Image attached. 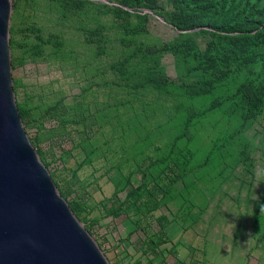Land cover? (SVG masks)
I'll list each match as a JSON object with an SVG mask.
<instances>
[{
	"label": "rangeland",
	"instance_id": "374dc122",
	"mask_svg": "<svg viewBox=\"0 0 264 264\" xmlns=\"http://www.w3.org/2000/svg\"><path fill=\"white\" fill-rule=\"evenodd\" d=\"M9 2L21 123L108 264H264V57L212 0Z\"/></svg>",
	"mask_w": 264,
	"mask_h": 264
},
{
	"label": "water",
	"instance_id": "95a60500",
	"mask_svg": "<svg viewBox=\"0 0 264 264\" xmlns=\"http://www.w3.org/2000/svg\"><path fill=\"white\" fill-rule=\"evenodd\" d=\"M9 12V0H0V264H108L21 123L11 86Z\"/></svg>",
	"mask_w": 264,
	"mask_h": 264
},
{
	"label": "trees",
	"instance_id": "16d2710c",
	"mask_svg": "<svg viewBox=\"0 0 264 264\" xmlns=\"http://www.w3.org/2000/svg\"><path fill=\"white\" fill-rule=\"evenodd\" d=\"M240 1L212 0L211 6L208 8L210 10V14L207 15L213 20L210 34L217 30V24L220 21L225 22V25L228 26V32L239 31L240 35L238 37H245L244 39L247 41V47L242 50L236 47L228 49L227 46H224L223 50L225 51V55L229 57L230 53L237 55V57H239L238 59L240 61V65L244 64L245 66H252L256 63V61H259V58L261 59L264 57V15L259 18V14L264 13V0H243L245 3L244 9H241ZM180 4V2L176 3L178 10ZM173 14H175V16L170 20V22L174 24V21L177 19V14L176 12ZM205 15L206 14H202L200 19L205 18ZM203 31L207 32L208 30L203 29ZM252 31H255L254 34H251ZM233 37L236 36L230 35V38ZM226 90L228 89L226 88ZM230 91L231 88H229V91L227 92ZM229 95L232 97L233 101L238 100V95ZM254 100L255 97L253 95L249 97L250 102H253Z\"/></svg>",
	"mask_w": 264,
	"mask_h": 264
},
{
	"label": "clouds",
	"instance_id": "9594fccd",
	"mask_svg": "<svg viewBox=\"0 0 264 264\" xmlns=\"http://www.w3.org/2000/svg\"><path fill=\"white\" fill-rule=\"evenodd\" d=\"M256 200H258L257 196H256ZM259 207H260L261 212H264V202L259 203ZM232 213H234L236 216H240V215H237L236 211H232Z\"/></svg>",
	"mask_w": 264,
	"mask_h": 264
}]
</instances>
